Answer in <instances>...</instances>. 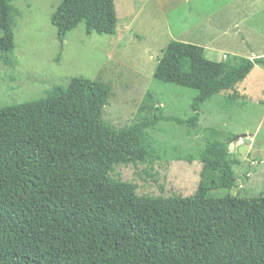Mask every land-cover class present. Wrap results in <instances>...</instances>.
Returning a JSON list of instances; mask_svg holds the SVG:
<instances>
[{
  "label": "trees",
  "instance_id": "trees-1",
  "mask_svg": "<svg viewBox=\"0 0 264 264\" xmlns=\"http://www.w3.org/2000/svg\"><path fill=\"white\" fill-rule=\"evenodd\" d=\"M81 22L87 34L114 36L115 0H62L51 17L59 40ZM9 0H0V56L15 49ZM264 57L211 61L205 49L172 41L154 78L198 92L195 105L233 90ZM111 87L73 78L45 98L0 109V264H264V194L209 198L237 188V161L227 145L200 154V184L191 197L139 195L113 178L118 166L152 160L153 118L115 128L103 118ZM235 96V95H234Z\"/></svg>",
  "mask_w": 264,
  "mask_h": 264
},
{
  "label": "rangeland",
  "instance_id": "rangeland-1",
  "mask_svg": "<svg viewBox=\"0 0 264 264\" xmlns=\"http://www.w3.org/2000/svg\"><path fill=\"white\" fill-rule=\"evenodd\" d=\"M61 2L9 0L15 49L12 65L0 56V109L45 98L73 78L101 80L111 87L103 118L115 128L153 118L159 107L165 118L199 117L196 128L161 120L147 131L152 160L118 166L113 178L135 184L139 195L191 197L201 152L219 142L238 162L237 188L208 197L264 194V67L202 105L194 104L197 91L154 78L172 41L200 46L215 62L264 57V0H115L116 35L87 34L81 22L63 41L51 23Z\"/></svg>",
  "mask_w": 264,
  "mask_h": 264
}]
</instances>
